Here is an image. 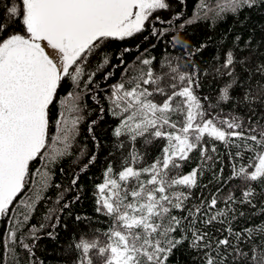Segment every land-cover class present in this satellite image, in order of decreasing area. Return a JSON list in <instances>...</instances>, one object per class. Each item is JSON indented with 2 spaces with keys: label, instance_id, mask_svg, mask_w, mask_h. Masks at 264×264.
Segmentation results:
<instances>
[{
  "label": "snow or ice",
  "instance_id": "1",
  "mask_svg": "<svg viewBox=\"0 0 264 264\" xmlns=\"http://www.w3.org/2000/svg\"><path fill=\"white\" fill-rule=\"evenodd\" d=\"M173 7V0H0V264H20L22 251L27 264H44L37 242L58 243L61 231L71 236L63 264H181L178 252L190 264H264V26L258 39L236 33L211 70L192 59L207 44L192 47L180 35L229 16L243 27L241 13L264 12V0H197L183 20ZM169 33L165 43L181 55L165 48L158 60L136 43L129 62L128 42ZM117 69L119 79L107 84ZM206 78L213 87L203 93ZM86 97L99 106L86 128L92 150L77 145L91 112ZM106 111L116 123L94 210L107 229L86 232L76 223L91 225V217L73 216L72 205L103 151L95 127ZM217 143L230 161L227 176L214 170ZM69 157L59 169L67 184L55 182V166ZM207 171L214 184H202Z\"/></svg>",
  "mask_w": 264,
  "mask_h": 264
},
{
  "label": "trees",
  "instance_id": "2",
  "mask_svg": "<svg viewBox=\"0 0 264 264\" xmlns=\"http://www.w3.org/2000/svg\"><path fill=\"white\" fill-rule=\"evenodd\" d=\"M174 7L172 9V13L177 11L183 10V17L182 20L185 18H189L193 15V12L197 5V0H186L185 5L183 6H176V0H173ZM163 18L168 19L170 18V13L168 12H161L158 13ZM247 16L248 18L244 20L243 27L240 26L237 21L229 16L226 20L219 21L215 24V27L211 26V21L204 22L201 21L194 25L186 26V30L182 32L181 39L184 40L192 47H199L200 44L206 43L207 47L204 48L201 52L197 53L192 59L200 65L201 69L208 68L211 70V65L216 63V57L222 56L224 47L228 46L231 42L232 37L236 33H240L243 36H248L250 34H255V37L258 39L261 35V27L264 26V12L260 11H251L241 13V16ZM158 27H160L158 25ZM146 34V33H145ZM171 36V33L164 36L159 41L156 40L155 37L150 38L148 41L142 42V37H138L136 40L128 42L130 46L133 47V52L131 55L127 57L129 62H131L135 56L137 55L135 50V44L140 43V52H144V49H148V53L157 57L158 60L162 59L165 55V48H167L168 52L171 53L172 56H179L181 55L180 49H173L170 45L166 44L165 41H168ZM227 36V40L224 41V44H221V37ZM211 38V39H209ZM155 43L156 47H150L151 44ZM116 44H120V42H116ZM115 47V45H114ZM146 53V55L148 54ZM120 69H117L116 75L111 78L107 84L114 83L120 77ZM97 80L100 81L101 87H106V83L100 79V76H97ZM213 87L212 81L210 78H206L203 81V87L201 88V92L208 93L209 90ZM103 95V93H101ZM87 103L91 108L90 114L87 116L84 124L80 126V135L77 137V145L78 147H83L85 144L88 146L89 150L93 149V142L88 137L86 128L87 124L91 122L92 119H96L98 117V105H96L90 98L86 97ZM105 109H107V102L102 101ZM115 119L105 112L104 119L99 121L97 126L95 127V131L98 134L102 144L104 145L103 151L99 154V159L96 165L92 166L88 173L82 176V189L81 192V199L77 203L72 205V213L74 215H80L82 217L87 216L91 217L92 223L89 225L87 222H77L76 226L79 229H83L86 232H90L91 229H99V230H106L107 224L105 223L106 217L101 216L100 214L95 212L96 207V185L102 182L103 177V169L105 164L107 163V151L111 147L112 144V136L111 130L115 126ZM217 149L220 153L219 162L214 165V170L218 171L219 168H224V175L227 176L228 173L231 171L230 169V161L225 155V148L222 144L217 143ZM197 154L193 153L195 157ZM71 157L62 160L59 164H57L54 168L56 173L55 175V182H62L63 184H67V178L63 176L59 169L61 167L68 168L69 160ZM196 159H193L190 163L185 166L184 171H189L192 167L196 165ZM212 181L213 184L215 180L213 178L212 171L205 172L204 176L202 177V184L209 183ZM232 183H236V181H232ZM231 186V185H229ZM212 184H209V189H205L204 191L210 190ZM227 191V187L224 189ZM56 192L55 188L50 189L46 195L52 196L53 193ZM73 194H69V197ZM49 204L51 201L48 202ZM44 202H41V209L43 210ZM259 215V214H257ZM73 216H64L62 217L63 220L72 223ZM35 222V221H33ZM250 225L253 223L252 221L249 222ZM3 230V222H0V231ZM71 236L69 232H60V236L58 237V243L51 241L49 238L44 237L42 240L37 242L38 250L36 252V256L44 261V264H63V261L66 258V253L64 249L67 248L68 243L70 242ZM7 259V257H6ZM176 259L181 261V264H190L189 258L187 253L181 254L177 253ZM20 264H27V254L25 252H21L19 256Z\"/></svg>",
  "mask_w": 264,
  "mask_h": 264
},
{
  "label": "rangeland",
  "instance_id": "3",
  "mask_svg": "<svg viewBox=\"0 0 264 264\" xmlns=\"http://www.w3.org/2000/svg\"><path fill=\"white\" fill-rule=\"evenodd\" d=\"M48 51H51V49H48Z\"/></svg>",
  "mask_w": 264,
  "mask_h": 264
}]
</instances>
